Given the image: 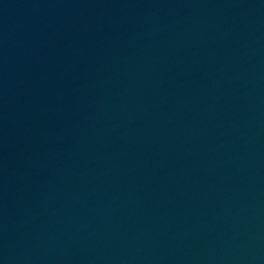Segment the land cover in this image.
I'll list each match as a JSON object with an SVG mask.
<instances>
[{
    "label": "water",
    "instance_id": "1",
    "mask_svg": "<svg viewBox=\"0 0 264 264\" xmlns=\"http://www.w3.org/2000/svg\"><path fill=\"white\" fill-rule=\"evenodd\" d=\"M0 264H264V0H0Z\"/></svg>",
    "mask_w": 264,
    "mask_h": 264
}]
</instances>
